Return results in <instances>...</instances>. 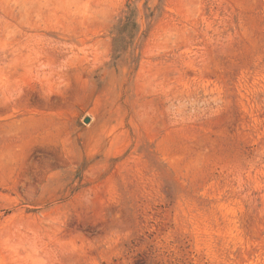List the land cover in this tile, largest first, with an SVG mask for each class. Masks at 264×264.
<instances>
[{
    "label": "rangeland",
    "instance_id": "1",
    "mask_svg": "<svg viewBox=\"0 0 264 264\" xmlns=\"http://www.w3.org/2000/svg\"><path fill=\"white\" fill-rule=\"evenodd\" d=\"M0 264H264V0H0Z\"/></svg>",
    "mask_w": 264,
    "mask_h": 264
},
{
    "label": "trees",
    "instance_id": "2",
    "mask_svg": "<svg viewBox=\"0 0 264 264\" xmlns=\"http://www.w3.org/2000/svg\"><path fill=\"white\" fill-rule=\"evenodd\" d=\"M129 24H130V20L124 26L120 27L118 32H120L124 36V34L128 32ZM133 24H135V23L133 22ZM125 38L126 37H123V39H125Z\"/></svg>",
    "mask_w": 264,
    "mask_h": 264
},
{
    "label": "water",
    "instance_id": "3",
    "mask_svg": "<svg viewBox=\"0 0 264 264\" xmlns=\"http://www.w3.org/2000/svg\"><path fill=\"white\" fill-rule=\"evenodd\" d=\"M85 122L86 123H89L90 122V118L86 119Z\"/></svg>",
    "mask_w": 264,
    "mask_h": 264
}]
</instances>
